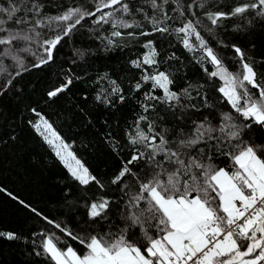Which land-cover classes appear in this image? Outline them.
<instances>
[{"label": "snow or ice", "instance_id": "snow-or-ice-1", "mask_svg": "<svg viewBox=\"0 0 264 264\" xmlns=\"http://www.w3.org/2000/svg\"><path fill=\"white\" fill-rule=\"evenodd\" d=\"M47 6L46 0H0V76L5 77L0 97L25 73L53 63L65 38L71 39L86 19L111 26L110 37L103 38L107 45L114 43L112 37L125 35L117 29L132 30L127 37L146 51L130 61L141 70L131 91L150 88L143 93L133 130L126 133V155L109 182L118 196H99L86 204L87 218L76 224V231L19 201L80 246L40 231L33 233L42 236L34 254L50 264H264V77L256 71V61L235 44L231 50L237 70L231 71L201 31L211 36L233 17L247 19L249 26L264 21V0H238L225 5L227 11L219 0H90L87 6H68L58 14H49ZM174 19H181L180 26L170 29L167 22ZM145 24L150 30H144ZM156 33L165 38L174 33L188 52L200 53L197 63L208 78L222 82L216 88L219 102H210L205 92L199 94L201 104L183 103L182 98L195 99L192 85L174 91L170 75L158 70L160 51L150 38ZM168 59H176L175 54ZM205 62L214 70L209 72ZM72 83L66 78L47 92L48 98ZM111 83L112 94L124 103L123 89ZM156 90L162 94L155 95ZM224 102L228 111L220 109ZM32 111L38 118L32 127L70 177L81 186L95 184L103 190L105 184L53 125ZM19 239L15 232L0 230V240Z\"/></svg>", "mask_w": 264, "mask_h": 264}, {"label": "trees", "instance_id": "trees-1", "mask_svg": "<svg viewBox=\"0 0 264 264\" xmlns=\"http://www.w3.org/2000/svg\"><path fill=\"white\" fill-rule=\"evenodd\" d=\"M214 2L210 0V3ZM236 2L238 0H219V6L227 11L225 5L230 7ZM46 3L45 10L49 14H58L68 6H87L90 0H46ZM170 14L177 15L175 12ZM247 18L251 19V16ZM137 19L142 16L137 15ZM201 19L208 24L203 16ZM180 23L181 19L167 22L170 29L179 27ZM112 30L110 25L97 26L91 19H86L71 39L65 38L53 63L25 73L0 97V189H4L0 191V230L15 232L21 237L16 241L0 240V264H50L43 256L34 254V249L40 250L42 236L33 233L40 231L55 233L61 241L80 247L19 201L76 231V224L87 218L86 204L99 196L112 198L119 195L116 186L109 182L126 155L129 147L126 133L133 130L136 116L141 112L140 103L144 102L143 93L150 85H144L141 92L131 91L141 70L133 68L130 61L141 57L146 49L127 37L131 29H117L125 35L112 37L114 43L107 45L103 38L110 37ZM144 30H150V25L145 24ZM201 31L231 71L237 70V59L231 50V45L235 44L244 49L248 58L256 61V71L264 77V63H260L264 58V21L257 19L249 26L247 19L233 17L222 21L211 36L204 29ZM150 38L160 51L158 70L166 71L173 79L172 89L179 92L192 85L189 91L195 99L182 98L183 103L201 104L199 94L205 92L210 102L220 101L221 94L216 88L222 82L208 78L201 64L197 63L199 52H188L174 33L167 38L156 33ZM139 39L144 41L146 38ZM218 41H223L227 47ZM173 53L176 59H168ZM204 67L209 72L214 70L207 62ZM68 77L73 80L68 89L49 99L47 92ZM4 78L0 76V80ZM112 81L123 89L124 103L112 94ZM154 94L162 93L156 90ZM32 109L53 125L70 145L71 151L105 184L103 190L95 184L81 186L70 177L52 149L32 127V122L38 119ZM220 109L228 111L229 107L224 102ZM202 110L207 112V109ZM257 135H261L259 131Z\"/></svg>", "mask_w": 264, "mask_h": 264}]
</instances>
